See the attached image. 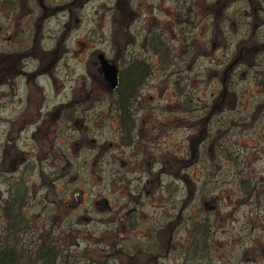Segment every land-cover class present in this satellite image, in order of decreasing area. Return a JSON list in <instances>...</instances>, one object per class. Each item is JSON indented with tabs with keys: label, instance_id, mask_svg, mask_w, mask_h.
<instances>
[{
	"label": "flooded vegetation",
	"instance_id": "af4514ba",
	"mask_svg": "<svg viewBox=\"0 0 264 264\" xmlns=\"http://www.w3.org/2000/svg\"><path fill=\"white\" fill-rule=\"evenodd\" d=\"M88 1L0 0V51L7 57L10 53L8 50L24 53L38 49L49 56L52 52L65 50L64 37L71 30L74 7ZM135 1L113 0L118 4L132 3L133 10L129 11V17L133 20L140 15V7L133 4ZM237 1L241 3L239 12L231 10L223 14L225 31L227 34L229 32L226 44L230 58L225 65L230 76L227 88L232 85V77L241 67L240 74L244 80L241 93L245 95L243 101L246 109L249 108L246 112L254 107L250 114L259 117L264 114V0H225L227 5ZM180 7L183 8V5ZM180 7L174 5L168 9L160 1V8L165 11L163 19L154 28L151 24L140 25L136 32L138 39L136 34L133 35L132 45L141 48L143 53H131V56L143 59L146 64L144 78L140 81L134 78L133 91L119 87L120 65L110 59L107 60L114 64L117 72L116 85L108 87L96 59L97 53L87 66L93 67L98 73L100 86L91 77H88V81L83 77L74 81L67 74L63 77L52 76L50 68L55 57L48 63L35 59L29 65L18 59L19 65L12 74L9 63L5 60L0 62V111H4L3 116H0V231L9 234L12 226H17L14 235L25 244L47 240L58 242L54 233L58 225L49 215V208L57 206V178L66 177L69 172H61L57 168V135L58 132L70 133L66 141L68 149L71 147L73 150L76 132L78 136L73 152L83 153L84 148L91 149L92 165L97 162L100 165H112L109 173L127 185L124 188L126 201L117 208V220L124 226L125 217L133 218L131 230L143 234H136L139 238L134 242L133 253L148 260V264H163L164 260H168L170 251H177L178 254L183 251L184 240L179 235L184 227L183 210L195 192L193 178L187 171L205 163L202 149L206 143L212 147L215 136L211 138L209 129L200 138V128L195 125V122L201 121V113L205 112L208 102L194 101L192 108H185L181 91L168 96L169 93L152 90L156 86L149 79L156 69L158 75L154 77L163 81L171 74L178 75L182 67L169 60L166 64L154 65L158 55L149 50L144 42V36L147 35L158 38L161 44L166 43L172 54L176 45L181 47L188 44L192 50L190 36H186L184 30L185 12L180 11ZM192 9L187 8V11ZM173 12L176 13V20L171 16ZM199 23V18L194 20L192 29L196 30ZM164 27L174 29L175 33L171 30L170 33L177 39L176 44H171L165 38ZM234 34H237L235 41ZM50 37L53 41L57 38L54 44L45 43ZM194 37V45L198 49L201 43ZM210 40L203 44L212 46ZM179 58L183 62V58ZM168 65L175 67V70L167 71ZM227 88L220 100L214 95L210 97V103L220 105L225 100L231 106L234 100L235 105L240 104L241 99L235 101L234 93ZM226 92L230 95L227 99ZM55 98L59 100L55 101ZM170 98H173L176 109L169 107ZM251 98L260 102L249 107L247 104ZM226 110L225 106H221L220 112ZM228 128L226 126L223 131ZM104 130H107V134L98 141L91 139L92 145L89 146L88 136L104 134ZM221 145H217V150H222ZM216 158H209L213 167L217 165ZM87 159L88 156L83 155L81 168L83 163L87 164ZM115 163L119 165L114 167ZM91 172L94 173V168H91ZM89 177L87 173L86 179ZM77 178L75 173L68 180L76 182ZM102 198L106 199L107 204L100 210L96 207L101 206L96 205L95 201ZM83 199L84 189L73 187L67 199L60 201L59 205L72 213L82 205ZM147 202H153L154 209L164 214L160 219L159 215L153 217L154 222L150 220L146 231H137V214L142 212L141 208ZM169 202L171 207L168 209ZM92 205L100 214H107L110 210L107 197L95 198ZM45 212H48V219H45ZM153 223L160 227L154 234L149 231ZM161 232L165 233L164 238H161Z\"/></svg>",
	"mask_w": 264,
	"mask_h": 264
},
{
	"label": "rangeland",
	"instance_id": "374dc122",
	"mask_svg": "<svg viewBox=\"0 0 264 264\" xmlns=\"http://www.w3.org/2000/svg\"><path fill=\"white\" fill-rule=\"evenodd\" d=\"M160 1L168 9L177 3L183 5V8L180 7V9L185 10V35L191 36L189 44L193 49L190 50L188 44L181 47L176 45L173 54L170 51V60L169 58L168 60L169 62L175 61L176 65L181 66V72L178 75L171 74L170 77L167 76L162 79L163 81H159L154 77V75H158L156 72L158 69H156L149 79L153 86H156L152 90L169 93L168 96L171 93L176 95L177 90L174 87V82H177L178 79L177 83L181 86V92L184 94L185 105H190L189 107L192 108L194 101L208 102L209 98L215 95L221 87L219 84L220 78H223L221 70L229 61L230 51L226 44L229 32L226 33L225 24L223 25L224 30L222 29L220 33L219 23L209 24L210 20L205 15L217 20L220 14L228 11L239 12L241 3L237 1L227 5L225 0H136L133 4L140 7V15L136 20H133L127 13L124 20L125 28L129 31L131 38L136 34L140 25L151 24V27L154 28L157 22L163 19L165 11L160 8ZM115 4L123 3H114L113 0H89L82 4L78 13L75 16L73 14L71 18V30L64 37L65 50L52 52L50 56L38 49H30L24 53L8 50L7 52L10 53L7 57H4L3 52L0 51V62L5 60L9 63L12 69L10 74H12L15 67L19 65L18 59L28 62L29 65L35 59L37 62L48 63L55 57L50 68L52 76L63 77L67 74V77L74 81L80 80V77L88 81V77H91L100 86L98 73L93 67L87 66L88 61L95 59L96 53H102L108 60L115 57L120 64H123L131 53H143L141 48L132 45L131 39L126 45L125 51L114 52L112 39L124 35L123 30L114 31L112 27L111 12L115 9ZM192 7V10L197 13L195 20L199 18L200 22L196 30L192 29L194 21H191L190 16L186 15L187 8ZM164 30L165 38L171 44H176L177 39L170 33V30L175 33L174 29L164 27ZM193 35H195L194 39H198V42L201 43L198 49L195 48ZM135 37L138 39L139 36L136 34ZM210 38L212 46L207 47L203 43H206ZM236 38L237 34H234L233 41ZM56 39L53 41L50 37L45 43L54 44ZM144 56H147L146 53ZM179 56L183 58V62H180ZM161 63L166 64L167 59L164 62L156 60L154 65ZM170 65L166 68L169 72L175 70V67L171 68ZM238 68L239 70L232 77V85L227 88V83L230 80L228 75L225 83L227 90L237 93L241 102L235 105L233 100L231 106L225 100L220 103L227 110L212 117L209 123L211 138L215 136L213 146L210 147L206 143L202 149L203 156L208 162H210V157H217V165L212 167L211 163L207 162L201 164L199 168L187 171L188 175L193 178L195 192L183 210L184 220L187 223H189L188 219L201 221L200 229H205L206 236H208L205 238L206 246L202 258L199 259V256V260H192V264H264L262 262L264 255V140L262 139L264 114L259 117L250 114L254 107L250 108V112H246L249 108L246 109L243 101L245 95L241 93L244 80L240 74L241 67ZM186 96L188 100H186ZM225 97L227 99L230 95L226 92ZM172 99H169V107L176 109ZM233 99L235 98L233 97ZM58 100L55 98V101ZM257 102L259 103L260 100L251 98L247 105L250 107L256 105ZM3 113L4 111H0V116H3ZM243 116H247L244 124L233 125L237 117ZM231 117L233 123L230 122ZM224 122L225 126H223ZM226 126L229 128L224 132L223 128ZM104 131V134L89 135L88 145H92L91 139H101L103 135H106L107 130ZM68 134L67 132H58L57 135V168L61 172L67 170L69 173L64 178H57V206L49 208V215L52 216L53 222L60 227L58 234H56L58 226L54 230L58 241L56 243L66 249L71 257L86 255L97 258L102 255L101 253L113 252L117 247L133 253L134 242L139 238L136 237V234L138 236L143 234L128 230L125 225L121 226L117 220V208L126 201V189L124 188L127 185L125 186L123 182L120 183L109 173L112 170V165L105 163L100 165L97 162L93 166L91 149L84 148L83 153L73 152L78 136L76 132H74L76 139L72 145L74 148L73 150L71 147L68 149L69 144L66 141ZM220 143L226 148L225 151L217 150V145ZM214 146L215 148L212 149ZM83 155H87L88 159L87 164L83 163L81 168ZM235 155L240 163L234 164L232 157L236 158ZM118 165L115 163L114 167ZM91 168H94V173L91 172ZM237 169L240 170L239 173H235ZM75 173L78 175L77 181L69 182V177ZM87 173L90 174L89 179H86ZM241 175H249L251 181L259 185L258 190L253 191L248 197L243 195L239 187L238 177ZM73 187L84 189V199L82 205L75 212L69 213L65 207L59 205V202L67 199ZM101 196L109 199L110 210L107 214H100L93 208V200ZM154 206L153 202H147L142 206V212L137 214L139 223L137 231H146L150 220L154 222L153 217L159 215L160 219L164 214L162 211L155 210ZM170 207L171 203L169 202L168 209ZM44 216L45 219H48V212H45ZM185 225L184 222V227L179 231L181 239L184 240L183 251L180 254L177 251H170L168 260H164L163 264H180L184 261V252L191 251L189 246L191 238L185 232ZM114 226L117 228L116 235L110 236ZM159 228L157 223H153L149 231L154 234ZM142 243L144 244V241ZM112 264L119 263L113 260Z\"/></svg>",
	"mask_w": 264,
	"mask_h": 264
},
{
	"label": "trees",
	"instance_id": "16d2710c",
	"mask_svg": "<svg viewBox=\"0 0 264 264\" xmlns=\"http://www.w3.org/2000/svg\"><path fill=\"white\" fill-rule=\"evenodd\" d=\"M191 2V1H188ZM116 5L115 9L111 12V17L113 20V30L114 31H124V35L122 37H118L115 39H112V47L114 52H120L123 51L126 48V45L132 40V38L129 36V31L125 28L124 20L127 13H129L130 16V10L132 11V3H124ZM83 3L77 5L74 7V16L78 13L80 10V7ZM175 6H179L175 4ZM139 11L138 8H135ZM180 9V8H179ZM185 12V10H180ZM194 10L187 11V16H190L191 21H194ZM209 14V13H208ZM224 14V13H223ZM223 14H220V17L216 20L214 17L210 18L209 24L216 22L220 25V31L222 32V29H224L223 25L225 24V17L221 16ZM210 15V14H209ZM172 18L176 20V13L173 12L171 14ZM205 17L209 19V16L206 14ZM202 18V17H201ZM196 21V20H195ZM211 29V28H210ZM149 50H151L153 53L158 55V60H161L162 62L165 61V59L168 60L170 51L168 45L166 43L161 44L160 40L155 37H148L147 35L144 36ZM191 40V36H190ZM210 44L212 43V40L209 41ZM184 46V45H182ZM129 55V58L123 63L120 64L115 57L110 59L114 64H119V74H118V85L119 87L123 86V90L125 91H133V81L134 78H137V81H140L144 78L146 73V64L143 59L141 58H134V56ZM170 60V58H169ZM221 74L223 75V78H220L219 84H221V87L218 89V92L214 97L217 99H221L222 95L225 93L226 90V77L228 75V72L226 70V66L221 70ZM136 76V77H135ZM117 85V86H118ZM131 87V88H130ZM174 87L177 90V93L181 91V86L175 81ZM235 101L239 100V95L237 93H234ZM186 100H188V97L186 96ZM218 101V100H217ZM219 103V102H218ZM190 105H185V108H189ZM204 108V106L202 105ZM221 110V105H214L208 101L205 112L201 113V121L195 122V125H197L200 128V138L210 129V121L212 117L219 114ZM247 116L243 117H237L235 120L236 126L242 125L245 123V119ZM232 117L230 118V122H232ZM193 123V122H192ZM225 126V122L223 124ZM225 127L223 128V130ZM264 140V137H262ZM225 147L222 146V150L225 151ZM236 156V155H235ZM237 156L232 157V160L234 164H237L238 159ZM208 161L205 160V163ZM204 163V164H205ZM210 164V162H208ZM233 164L232 162H230ZM240 163V162H238ZM233 164V165H234ZM204 166V165H203ZM213 167V165L211 164ZM238 170L235 171V173H238ZM239 178V187L245 196H250L251 193L255 190H258V184L254 181H251L249 175H241ZM257 194V193H256ZM133 218L125 217L124 223L128 230H131V222H133ZM189 223H187L185 220V229L186 234L191 238V241L189 242V246L191 247L190 250H186L183 254L184 261H182L180 264H192V260H199L202 258L203 252L205 251V238L206 236V230L200 229L202 227L201 221H196L194 219H188ZM189 226V227H188ZM116 227L111 231V235H116ZM12 232L7 234L3 231H0V264H112L113 260H116L119 264H148V260L142 259L138 254L135 253H129L126 250H123L121 248H115L113 252L109 253H101L102 255L98 256L97 258H92L86 255H80L78 257H71L67 250L62 248L59 244L52 242L50 240H47L45 242H39L36 244L31 243H22L17 238L16 235H14V232L18 230L17 226H12L11 228ZM171 230V228L169 229ZM3 233V234H2ZM160 234V233H159ZM161 238L165 237V233L160 234ZM187 236V239H188ZM189 240V239H188ZM200 253H198V252ZM200 258L198 259V257ZM261 257V256H260ZM73 259V260H71ZM80 260V261H79ZM262 262L264 263V255ZM195 264V263H194Z\"/></svg>",
	"mask_w": 264,
	"mask_h": 264
},
{
	"label": "water",
	"instance_id": "95a60500",
	"mask_svg": "<svg viewBox=\"0 0 264 264\" xmlns=\"http://www.w3.org/2000/svg\"><path fill=\"white\" fill-rule=\"evenodd\" d=\"M96 59L100 63L101 71L105 81L108 84V87L113 88L116 85V72L117 69L113 63L109 62L102 53H97ZM96 205L101 207H96L97 209H102L107 204L106 199L102 198L100 200L95 201Z\"/></svg>",
	"mask_w": 264,
	"mask_h": 264
}]
</instances>
